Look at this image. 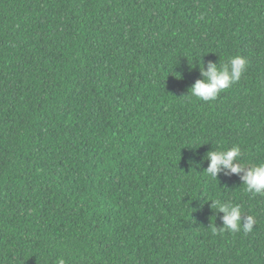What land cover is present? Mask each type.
<instances>
[{
	"label": "trees",
	"instance_id": "trees-1",
	"mask_svg": "<svg viewBox=\"0 0 264 264\" xmlns=\"http://www.w3.org/2000/svg\"><path fill=\"white\" fill-rule=\"evenodd\" d=\"M234 144L264 162V0H0V264H264V195L204 172Z\"/></svg>",
	"mask_w": 264,
	"mask_h": 264
},
{
	"label": "clouds",
	"instance_id": "clouds-1",
	"mask_svg": "<svg viewBox=\"0 0 264 264\" xmlns=\"http://www.w3.org/2000/svg\"><path fill=\"white\" fill-rule=\"evenodd\" d=\"M248 65L247 57L234 55L226 63L209 61L205 67L200 64L202 78L198 79L189 89V96L201 101L215 100L221 92L230 89L240 81ZM243 152L238 144H234L227 150H210L204 159L209 161L204 170L206 175L218 178L223 170L231 174H241L242 185L245 190L255 195H264V162L248 165L242 161ZM218 212L224 213L221 218L223 227L212 229L213 233L230 231L237 233L243 231L245 234L253 231L255 220L252 216L245 218L243 208L240 204L232 202L220 203L212 201ZM61 264L63 262L61 261Z\"/></svg>",
	"mask_w": 264,
	"mask_h": 264
}]
</instances>
